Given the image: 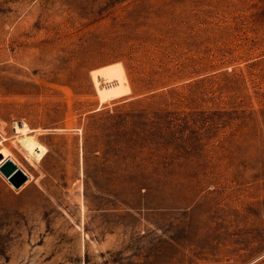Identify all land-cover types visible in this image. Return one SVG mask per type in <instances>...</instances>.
Instances as JSON below:
<instances>
[{"label": "rangeland", "instance_id": "obj_1", "mask_svg": "<svg viewBox=\"0 0 264 264\" xmlns=\"http://www.w3.org/2000/svg\"><path fill=\"white\" fill-rule=\"evenodd\" d=\"M8 157L0 264H264V0H0Z\"/></svg>", "mask_w": 264, "mask_h": 264}, {"label": "bare ground", "instance_id": "obj_2", "mask_svg": "<svg viewBox=\"0 0 264 264\" xmlns=\"http://www.w3.org/2000/svg\"><path fill=\"white\" fill-rule=\"evenodd\" d=\"M14 132H19L21 135L26 134L27 127L24 123L15 124V127L13 128ZM30 130V129H29ZM7 159V158H6ZM8 159L11 161L12 166L8 169H4V161L0 164V174L7 179L12 185H20L23 182H25L28 178V175L15 163V161L8 157Z\"/></svg>", "mask_w": 264, "mask_h": 264}, {"label": "crops", "instance_id": "obj_3", "mask_svg": "<svg viewBox=\"0 0 264 264\" xmlns=\"http://www.w3.org/2000/svg\"><path fill=\"white\" fill-rule=\"evenodd\" d=\"M11 158V157H10ZM15 163L24 171V172H26L16 161H15ZM27 174V173H26Z\"/></svg>", "mask_w": 264, "mask_h": 264}, {"label": "water", "instance_id": "obj_4", "mask_svg": "<svg viewBox=\"0 0 264 264\" xmlns=\"http://www.w3.org/2000/svg\"><path fill=\"white\" fill-rule=\"evenodd\" d=\"M11 166H12V163H11ZM14 186H17L16 184Z\"/></svg>", "mask_w": 264, "mask_h": 264}]
</instances>
